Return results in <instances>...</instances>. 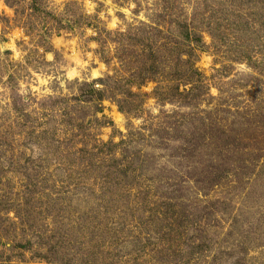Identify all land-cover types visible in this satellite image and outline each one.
Listing matches in <instances>:
<instances>
[{
    "label": "rangeland",
    "instance_id": "1",
    "mask_svg": "<svg viewBox=\"0 0 264 264\" xmlns=\"http://www.w3.org/2000/svg\"><path fill=\"white\" fill-rule=\"evenodd\" d=\"M0 264H264V0H0Z\"/></svg>",
    "mask_w": 264,
    "mask_h": 264
},
{
    "label": "bare ground",
    "instance_id": "2",
    "mask_svg": "<svg viewBox=\"0 0 264 264\" xmlns=\"http://www.w3.org/2000/svg\"><path fill=\"white\" fill-rule=\"evenodd\" d=\"M96 73V72H95Z\"/></svg>",
    "mask_w": 264,
    "mask_h": 264
}]
</instances>
